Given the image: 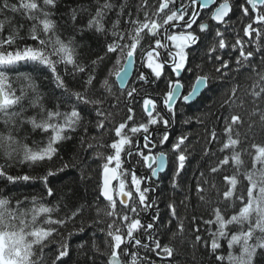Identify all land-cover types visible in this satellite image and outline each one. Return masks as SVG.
<instances>
[{"label":"snow or ice","instance_id":"obj_1","mask_svg":"<svg viewBox=\"0 0 264 264\" xmlns=\"http://www.w3.org/2000/svg\"><path fill=\"white\" fill-rule=\"evenodd\" d=\"M57 0H17L16 3H9V0H0V14L5 12L23 13L32 25L29 29L28 38L35 42V46L26 44L23 47H17L16 42L19 37V29H14L6 37L3 35L6 23H11L7 18L0 20V117L3 118L5 125L14 123L15 119L21 117L25 109L19 112L14 111L16 107L21 105L27 94V89H31L35 93V98L31 101L32 107H41L44 111L41 102L40 94L36 89V85L28 74H20L27 81L25 88L20 89L19 95L16 90L11 88L10 77L8 72L17 65H42L47 68L56 83L57 88L64 89L69 96H75L78 104L92 105L95 108L97 117L96 128L100 132H105L106 125L110 123L112 113L106 112L103 105L107 96L102 99H90L86 92H70L67 88L64 79L58 73L57 64L63 63L67 68L72 66L73 74L86 71V66L79 64L76 59V50L72 46V41L65 42L56 33V22L51 18L52 12L48 9L55 8ZM114 5L111 0H104L95 12V15L89 20L87 27L95 28L98 33L107 31L104 25V17L107 12L112 10ZM126 4L121 5L120 12L117 13V19L112 23L111 36L114 38L106 45L104 56L98 57L91 63L93 65L102 64L106 57L116 55L117 59L115 71H109L100 83V88L104 89L108 96H115L113 91V83L110 82V77H115L121 86V94L127 92L128 98L134 99V94H139L136 87H131L130 90L124 89L129 69L133 68L136 62V55L139 53L140 63L136 66L138 75L136 80L152 83L150 77H154L155 81L163 78L165 67L171 68V72L175 74V79L169 78L166 82L167 91L162 94L160 99L163 101V106L169 113L175 115L174 105L177 102V97L182 96L185 103H192L199 99L210 88L211 77L203 73L202 67L197 65L195 68H187L188 52L192 45H196L200 39L192 30L193 25L198 24L201 33L211 31L212 25L208 21L215 22L217 27L214 34V41L211 47L208 48L207 55L209 60L214 59L218 63L215 71L220 78H226L231 71L239 72L242 68L250 67L257 75V80L253 83L251 90L247 93L253 98V102L264 97V74L257 71V66L251 61L255 55L264 52V47L259 43L261 38H264V0H243L239 5L241 11V19L248 18L250 22L243 27V35L249 37L248 41L242 40L237 36L235 43L231 44L233 50H239V55L236 56V68L231 67V57L227 60L222 56L216 55L218 50H226L228 42L224 38V32L220 30L219 25L227 24V19L230 13L234 11L230 0H159L158 7L152 13L153 17H161V21L153 19L149 16L148 11H144V19H132L131 13H128V19L122 21V16ZM147 8V0L137 9L138 13ZM190 13V14H189ZM205 17L203 21H198V17ZM76 10L73 9L71 19L76 20ZM182 22V23H181ZM131 25L120 30L121 25ZM256 25V26H254ZM167 26V27H165ZM22 27V26H21ZM163 28L165 32L164 41L156 38L158 30ZM171 29H178L172 31ZM41 35L44 38H41ZM255 35L256 40L252 41L251 37ZM147 39L150 41L147 47L142 45V41ZM154 41V46H152ZM167 41H171V47ZM247 43H255L254 51H246ZM173 48L175 51H173ZM165 49L167 58L159 51ZM58 57L59 59H53ZM261 63L264 64V55H261ZM148 69L150 72H145L142 69ZM187 71L194 73V78L188 87L186 94H182L185 88L184 76L182 73ZM95 76L89 75L86 85H93ZM134 84L135 81H132ZM238 85H233L230 89L228 98L224 100V105H236ZM227 93V90H226ZM115 99L119 102L120 97ZM244 101L241 100L239 107H243ZM223 106V105H222ZM143 108L147 113V123H133L129 127V122L134 121L133 108H127V118L115 126V136L112 142L104 147L112 150V154L106 157V162L102 164V184L100 185V196L107 201V210L105 216L112 218V222L108 223L106 238H110L111 252L108 258V264H155V261L149 260L147 254L140 255V249H147L148 252L154 253L160 257L162 261L172 258L174 249L167 244L162 245L160 240L154 236L156 224L159 221V213L152 216L150 222L142 223L141 214L154 206L155 201L149 202L148 193L155 191V188L149 186L142 187V182H150L152 178L157 177L158 173L165 170V163L168 154L164 151H155L160 146L165 145L169 140V134L165 131L162 137L157 141L155 135L150 131V125H157L162 121L165 128L169 125V120L164 119L159 111L153 113L157 108L156 98H143ZM250 116H258L259 123L264 126V109L254 107ZM158 118V119H157ZM82 117L77 106L74 104L70 112L59 111V105L56 110H47L45 119L39 122L35 117L28 118L33 129H39L47 134L51 131L48 137V142L43 147L36 150L23 145V160L21 162H39L44 160H52L58 153L57 145L59 142L69 139L66 135L67 131H74L80 123ZM62 121V122H61ZM23 122V121H22ZM243 123L242 117L238 114L224 118V133L227 139L222 143L218 151L223 154V158L219 160L216 166L210 168V173L220 174L224 168L231 166L235 171L228 175H223V182L226 190L222 193L217 188L216 183L211 184V189H215L218 195H222L223 203L232 201L233 205L238 200L240 202L239 210L234 212L230 217L222 210L221 207L213 209V218L204 221L206 225H215L216 230L211 232L210 248L215 255L222 248L221 240L226 239L228 248L230 249L227 257L216 255L218 264H224L227 260L229 264H257V258L264 256V144L253 143L251 148L255 150L252 156V166L250 169L245 168L243 155L247 149L237 151V147L241 145L240 133L235 132L237 125ZM251 128L252 125H249ZM235 132V135H234ZM130 133L131 136L128 134ZM137 134H142V143L140 138H136ZM118 138V139H117ZM135 138V140H134ZM187 140L186 135H181L172 143V153L176 155V167L173 175V187L176 186V177H178L185 167L187 160L186 149L182 146ZM217 140L215 130L212 132V141ZM212 141H209L211 143ZM83 144V139L81 141ZM19 141L13 136L11 131L7 134L0 133V152L5 157L11 158L13 153L17 151L14 147ZM94 145L89 144L88 148H93ZM122 153L129 158L136 157V164L131 165V171L123 169ZM230 153V154H224ZM207 154V150H206ZM102 155V154H98ZM142 161L143 167L150 171V176L147 173L138 175L136 168ZM114 162L115 166L110 167ZM68 165H63L62 168L56 171H63ZM56 171L48 170L46 174L40 177H31L29 175L13 176L9 175L3 166H0V178L6 179L12 184L19 181L28 182L30 180L39 179L43 182L47 189L48 196L54 195L53 189L49 187V177L56 175ZM130 175V185L126 183V177ZM204 174L201 173V178ZM118 181V185L113 187L112 182ZM242 181L247 182L246 195L243 192L237 193L238 186ZM204 184L208 181L204 180ZM196 192L201 201L205 199L203 193L204 187L197 182ZM118 198V199H117ZM26 201L17 200L15 205L12 200L0 194V264H41L43 259V251L45 247L52 241L54 234L58 229L65 226L68 221L82 211L78 207L72 211L70 216L63 219H53L52 213L56 209L45 206L40 203L34 196L32 197V207L30 209H22L21 204ZM171 209L172 218L177 217V212L173 204L168 205ZM102 210L97 209L99 214ZM47 217L46 219H41ZM196 217H193V221ZM171 222V221H169ZM239 225V232H230L229 225ZM55 225V227L53 226ZM246 228V230H245ZM177 229L180 232L184 231V224L179 220ZM126 230V231H125ZM79 231H83L81 227ZM195 232H199L197 227ZM259 233V235H257ZM69 236L72 233H68ZM138 236H147L152 241V244L143 243L142 238ZM202 237L196 235V242L201 241ZM106 239V243H107ZM123 246V247H122ZM208 242L205 241L207 248ZM234 246H239V255H234L231 249ZM69 244L66 240H62L59 244L58 254L55 255L52 264H61L62 258L69 254ZM39 249L41 255L38 257L36 250ZM126 257L127 260H122L121 257Z\"/></svg>","mask_w":264,"mask_h":264},{"label":"trees","instance_id":"obj_2","mask_svg":"<svg viewBox=\"0 0 264 264\" xmlns=\"http://www.w3.org/2000/svg\"><path fill=\"white\" fill-rule=\"evenodd\" d=\"M17 0H9V3H16ZM144 0H111L114 5L113 9L108 11L104 17V25L107 31L98 33L95 28L87 27L89 20L95 15L96 9L104 0H57L55 8L48 9L52 12L51 18L56 22V33L62 40L72 41V46L76 50V59L79 64L86 66V71L83 73L73 74L72 66L67 68L63 63L57 64L58 73L62 76L65 84L70 92H86L90 99H102L107 96L103 109L106 112L112 113L110 123L106 125L105 132H100L96 128L97 117L95 108L92 105L78 104L75 96H69L64 92V89L57 88L53 80L51 72L42 65L22 64L13 67L8 75L10 77L11 88L16 90L19 95L20 89L25 88L27 81L20 74H28L36 85V89L40 94L41 107H32L31 101L35 98V93L31 89H27L25 99L21 105L16 107L14 111L19 112L22 108L25 109L23 115L15 119L14 123L5 125L3 118L0 117V133L7 134L11 131L13 136L19 141L14 147L17 151L13 153L11 158L5 157L0 152V166L13 176L29 175L31 177H40L47 173L48 170L56 171L67 164L68 167L63 171H56V175L49 177V187L53 189L54 195L48 196L47 189L43 182L39 179L30 180L28 182L19 181L16 184L8 182L4 178H0V194L11 198L12 204L15 205L17 200L26 201L21 204L22 209H30L32 207V197H36L40 203L45 206L56 209L51 215L53 219H63L70 216L76 208H82V211L77 214L65 226L58 229L54 234L52 241L45 247L43 251V259L41 264H52L55 255L58 254L59 244L62 240H66L69 244V254L62 258L61 264H108V258L111 252L110 238H106L108 223L112 222V218L105 216L107 210V201L100 196V176L102 172V164L106 162V157L112 154V150L102 145H107L112 142L115 136L114 129L119 123L123 122L127 115V108H133L134 121L129 122V127L133 123H144L145 114L143 111V100L141 96L144 92L151 95L160 96L165 90L164 80L155 81L154 77H150L154 82H142L136 80L138 72L136 71L125 89L130 90L131 87L138 89V95L134 94L133 98L127 97V92L121 94V89L116 85L114 76L110 77V82L113 83V91L115 96H108L104 89L100 88L101 81L108 76L109 70L116 69V55L106 57L102 64L93 65L91 62L100 56H104L106 45L114 38L111 36L112 23L117 19V13L120 12L121 5L126 4L124 8L122 21L128 19V13H131L132 19H144V11L149 14L156 9L155 5L159 4V0H147V8L139 13L137 9ZM234 7V11L227 18V24H222L220 29L224 32V38L228 42L226 50H218L216 55L222 56L227 60L231 57V67L236 68L235 60L239 55V50H233L231 44L235 43L237 36L242 40L248 41L249 37L243 35V27L250 22L248 18L241 19V11L239 5L243 0H230ZM73 9L76 10V20L71 19ZM8 19L11 23H6L3 35L6 37L14 29H19V37L16 42L17 47H23L26 44L35 46V42L28 38L29 29L32 21L28 20L23 13L5 12L0 14V20ZM201 20V18H198ZM211 25H214L209 21ZM22 26V27H21ZM256 26V25H254ZM131 25H121L120 30ZM264 29V25L259 26ZM215 30L212 27L211 31L204 35H199L198 43L188 49L187 68H195L197 65L202 67V74L206 73L211 77L210 88L199 99H196L190 104H180L172 113L166 111L164 119L169 120V125L165 128L162 121L157 125H151L150 131H154V135L159 140L165 131L169 134V140L165 145L160 146L158 150L168 154L167 168L159 175L158 181L155 182V191H150L147 195L149 202L155 201L152 208L147 209L141 214L142 223L150 222L153 215L159 213V221L156 224L154 236L160 240L161 244H167L174 249L172 258L164 261L157 257L154 253L148 252L147 249L141 248L140 255L147 254L148 259L155 261V264H218L216 255L227 257L230 249L228 248L226 239L221 240L222 248L214 255L210 248L211 232L216 230L215 225H206L204 221L213 218V209L221 207L227 216H231L239 210L240 202L237 200L235 205L232 201L223 203L222 195H218L215 189H211V184L216 183L217 188L222 193L225 188L223 175L232 174L235 169L228 166L223 169L220 174L210 173V168L216 166L219 160L223 158L218 149L227 139V135L223 129L224 118L230 119L231 115L238 114L242 117L243 123L237 125L235 132L240 133L241 145L237 147V151L247 149L243 155L245 168L250 169L252 166V156L255 150L251 148L253 143L264 144V126L259 123L258 116H250L254 107L264 109V97L253 102L251 95L247 93L251 90L253 83L257 80V75L250 67L242 68L239 72L231 71L226 78H220L215 69L218 63L212 59L209 60L207 55L208 48L214 41L213 37ZM209 35H212L209 37ZM43 39L44 36L41 35ZM147 40V39H146ZM252 41L256 40L255 35L251 37ZM144 40L143 46L147 47L149 40ZM259 43L264 47V38H261ZM198 48V49H197ZM201 48V49H200ZM200 51L198 52V50ZM246 51H254L255 43H247ZM167 58V54L163 53ZM261 55L264 52L255 55L251 61L257 66V71L264 74V64L261 63ZM139 57V53H137ZM58 60V57H53ZM145 72H150L148 69H142ZM166 79L172 78V73L165 68ZM89 75H94L93 85H86ZM183 83L184 89H187L194 78V73L185 72ZM132 81H135L133 84ZM190 81V82H189ZM164 82V83H163ZM163 83V84H161ZM161 84V85H160ZM233 85L239 86L237 92L236 105L240 101H244L243 107L224 105V100L228 98L230 89ZM160 86V87H159ZM227 90V93H226ZM120 97L119 102L115 97ZM77 106V110L81 113V121L76 126L74 131H67L66 135L69 139H65L57 145L58 153L52 160H44L39 162H21L23 160V145H27L33 150L43 147L48 142V137L51 131L47 134L39 129H33L32 125L27 122L28 118L35 117L39 122L47 116V110H56L59 105V111L70 112L73 105ZM223 105V106H222ZM23 121V122H22ZM62 122V121H61ZM249 125H252L250 128ZM215 130L217 140L212 141V132ZM234 132V135H235ZM130 136L131 134L128 133ZM186 135L187 140L182 146L186 149L187 160L181 174L176 177V186L173 187V175L176 167V155L169 151L171 145L176 138ZM138 136V135H137ZM137 138V137H136ZM83 139V144L81 143ZM118 139V138H117ZM135 140V138H134ZM209 141H212L209 143ZM94 145L89 149L88 145ZM207 150V154H206ZM102 154V155H98ZM230 154V153H224ZM123 169L131 171V165L136 164L137 158H129L122 153ZM114 165V162L113 164ZM137 174L144 172L142 161L136 168ZM201 173L204 174L201 178ZM204 180L208 183L204 184ZM200 181L205 189L203 195L205 199L201 201L196 192L197 182ZM118 182V181H117ZM116 182V183H117ZM126 183L130 185V175L126 177ZM149 184V183H148ZM151 184V183H150ZM247 182L242 181L238 186L237 193L243 192L246 195ZM147 187V185H146ZM153 187V186H151ZM154 188V187H153ZM175 206L177 217L183 221L184 231L180 232L177 229L178 219L172 218L171 209L168 205ZM102 211L98 214L97 209ZM193 217L196 220L193 221ZM42 217L41 219H46ZM171 221V222H169ZM55 227V225H53ZM83 231H79L80 228ZM199 227L200 231L194 230ZM230 232H239V225H229ZM246 230V228H245ZM126 231V230H125ZM72 233L71 236L68 233ZM196 235L202 237L201 241L196 242ZM259 235V233H257ZM142 238L143 243L152 244L147 236H138ZM107 239V243H106ZM205 241L208 242V247H205ZM123 247V246H122ZM234 255H239V246H234L231 249ZM37 256L41 255L39 249L36 250ZM122 260H127L126 257H121ZM224 264H229L227 260ZM257 264H264V256L257 258Z\"/></svg>","mask_w":264,"mask_h":264},{"label":"flooded vegetation","instance_id":"obj_3","mask_svg":"<svg viewBox=\"0 0 264 264\" xmlns=\"http://www.w3.org/2000/svg\"><path fill=\"white\" fill-rule=\"evenodd\" d=\"M190 14V13H189ZM198 21H201L200 19L198 20ZM209 22V21H208ZM167 27V26H166ZM171 30H173V29H171ZM192 30H196V34L197 33H199L200 31H199V27H198V24H196V25H193V29ZM173 31H178V29H174ZM164 35H165V32H164V29H163V32H162ZM163 35V36H164ZM162 39H163V37H162ZM163 42H165L164 41V39H163ZM162 42V43H163ZM167 43H168V41H167ZM162 54L164 53V52H166V50L165 49H160L159 50ZM165 68H167L168 69V71H170L171 72V68L170 67H168V66H166ZM150 71V70H149ZM185 72L186 71H184L183 73H182V75H184L185 74ZM172 73V72H171ZM172 79H174V74L172 73ZM183 82V81H182ZM190 82V81H189ZM167 91V89L165 88V90H164V92H166ZM163 92V93H164ZM162 93V94H163ZM144 94H146V97H148V98H156L155 96H153V95H151V93H147V92H144ZM145 98V97H144ZM156 100H157V108L155 109V110H153V113H154V115H155V112L156 111H159L160 113H161V115L162 116H164V115H166L167 113H166V111H167V109L163 106V101H162V99H158V98H156ZM177 103V102H176ZM175 106V105H174ZM144 111V110H143ZM144 114H145V120H144V123H147V119H148V116H147V113L144 111ZM158 119V118H157ZM151 126V125H150ZM149 126V127H150ZM154 131H152L153 132V134H154V132H155V130H156V128L155 129H153ZM138 136H137V138H140V140H141V143L143 142L142 141V134H137ZM155 151H160V150H158V149H155L154 150V152ZM134 158H136V157H134ZM145 172H147L148 174H150V171H147V170H144ZM152 180V179H151ZM148 183H151V181L150 182H148Z\"/></svg>","mask_w":264,"mask_h":264},{"label":"bare ground","instance_id":"obj_4","mask_svg":"<svg viewBox=\"0 0 264 264\" xmlns=\"http://www.w3.org/2000/svg\"><path fill=\"white\" fill-rule=\"evenodd\" d=\"M155 7L157 8L158 7V4L157 5H155ZM155 11V10H154ZM153 11V12H154ZM149 16L151 17V18H153V19H157L158 21H161V17H153L152 16V13L151 14H149ZM201 18V21H203L204 19H205V17H200ZM212 22V21H211ZM182 23V22H181ZM210 23V22H209ZM214 25H212V27L214 28V30H216V27H217V25H216V23L215 22H212ZM211 24V23H210ZM219 27H220V29L222 28V26L221 25H219ZM162 29V28H161ZM161 29H159L158 30V34H157V36H156V38H158V39H161V41L163 42V39H164V34L162 33V30ZM173 30H170V32L168 33V34H171V32H172ZM194 32H195V34H196V30H193ZM200 35H204V34H206V33H199ZM164 35V36H163ZM197 35V34H196ZM199 36V35H198ZM212 35H209V37H211ZM162 37H163V39H162ZM145 41H146V43L145 44H147V40L146 39H144ZM144 40L142 41V45H145L144 44ZM152 43V46H154V41H152L151 42ZM198 49V48H197ZM201 49V48H200ZM200 49L198 50V52L200 51ZM186 51L188 52V49H186ZM109 71H110V69H108ZM162 80H164V82L166 81L167 82V80L168 79H166V76H165V74H164V76H163V78H161L160 79V81H162ZM163 82V83H164ZM163 83H161V84H163ZM160 84V85H161ZM160 87V86H159ZM165 87H166V83H165ZM166 89H167V87H166ZM153 96H155L156 98H158V99H160V97L162 96V95H160V96H157V95H153ZM144 97H146V94H144L143 93V95L141 96V98H142V100H143V98ZM184 102H178L175 106H173L174 107V111L177 109V107H178V105H180V104H183ZM185 104V103H184ZM138 175H142V174H138ZM100 178H101V176H100ZM158 180H156V179H152L151 180V186H153L154 188L156 187L154 184H155V182H157ZM146 184H147V182H142V187H146ZM156 189V188H155Z\"/></svg>","mask_w":264,"mask_h":264},{"label":"water","instance_id":"obj_5","mask_svg":"<svg viewBox=\"0 0 264 264\" xmlns=\"http://www.w3.org/2000/svg\"><path fill=\"white\" fill-rule=\"evenodd\" d=\"M134 69H135V64H134L133 68L129 69V74H128V76H127L126 83L124 84L123 88L126 87L127 83H128V82L130 81V79L132 78L133 73H134ZM175 78H176V77H175ZM114 81H115V83L117 84V86L121 89V86L119 85V83H118V81L116 80L115 77H114ZM180 98H181V100H182V96H181V97H177V101H178ZM182 101H183V100H182ZM110 167H111V166H110ZM166 167H167V162L165 163V170H166ZM165 170H164V171H165ZM164 171H162V172H164ZM102 172H103V170H102ZM162 172H160V173H162ZM158 175H159V173H158ZM154 178L157 179L158 176H157V177H154ZM100 183L102 184V173H101ZM113 183H114V181L112 182V184H113Z\"/></svg>","mask_w":264,"mask_h":264},{"label":"rangeland","instance_id":"obj_6","mask_svg":"<svg viewBox=\"0 0 264 264\" xmlns=\"http://www.w3.org/2000/svg\"><path fill=\"white\" fill-rule=\"evenodd\" d=\"M174 49V48H173ZM174 51H175V49H174Z\"/></svg>","mask_w":264,"mask_h":264}]
</instances>
